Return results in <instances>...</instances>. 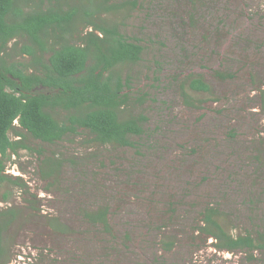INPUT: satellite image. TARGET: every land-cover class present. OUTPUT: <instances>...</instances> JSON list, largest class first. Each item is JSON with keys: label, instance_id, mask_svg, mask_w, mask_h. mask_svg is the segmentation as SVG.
<instances>
[{"label": "rangeland", "instance_id": "374dc122", "mask_svg": "<svg viewBox=\"0 0 264 264\" xmlns=\"http://www.w3.org/2000/svg\"><path fill=\"white\" fill-rule=\"evenodd\" d=\"M113 2L96 19L144 47L120 71L132 96L144 97L135 112L147 116L145 132L117 147L83 129L56 143L21 130L30 148L11 154L6 172L27 187L0 188V211L17 210L0 232V264H264V247L228 250L205 222L213 209L227 236L264 244V0ZM73 27L59 43L80 44L93 29ZM28 46L48 60L24 36L0 52V66L39 70ZM189 75L211 91L188 89ZM48 159L61 162L52 177ZM100 208L108 225L88 215Z\"/></svg>", "mask_w": 264, "mask_h": 264}, {"label": "trees", "instance_id": "16d2710c", "mask_svg": "<svg viewBox=\"0 0 264 264\" xmlns=\"http://www.w3.org/2000/svg\"><path fill=\"white\" fill-rule=\"evenodd\" d=\"M29 1L0 0V52L12 39L28 36L50 56L43 61L42 55H35L34 47L28 46L25 50L41 64L39 70L30 71L15 64L0 66V188L7 182L27 187L22 178H13L6 172V159L30 148L22 141L21 130L43 142L56 143L83 129L100 145L120 147L134 145L132 137L145 132L148 120L144 113L135 112L144 97L132 96L127 90L129 79H124L120 71L124 64L141 60L143 45L123 35L116 26L96 19L114 8L113 0H89L87 5H81L83 8L81 0L71 6L72 0H39L37 7L27 6ZM45 1L50 6L43 9L41 4ZM75 22L89 24L93 29L82 36L80 44L59 43L73 32ZM217 75L222 79L232 77L221 71ZM185 84L195 92L211 91L202 75H189ZM183 92L188 95L187 90ZM59 112H63L62 117ZM13 131L20 138L13 139L10 136ZM48 161L46 177H52L61 162ZM9 196L10 192L5 190L2 198L7 200ZM107 211L100 208L88 215L93 221L108 225ZM16 216L15 207L1 210L0 232ZM205 222L208 232L225 241L228 250L264 247L249 235L227 236L213 209L205 213Z\"/></svg>", "mask_w": 264, "mask_h": 264}]
</instances>
